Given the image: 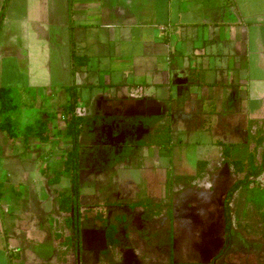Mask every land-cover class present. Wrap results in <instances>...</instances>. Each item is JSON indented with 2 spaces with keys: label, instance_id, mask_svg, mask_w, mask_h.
Returning <instances> with one entry per match:
<instances>
[{
  "label": "crops",
  "instance_id": "crops-1",
  "mask_svg": "<svg viewBox=\"0 0 264 264\" xmlns=\"http://www.w3.org/2000/svg\"><path fill=\"white\" fill-rule=\"evenodd\" d=\"M0 87L18 89L23 100L33 94L27 106L58 114L73 89L77 111L92 119L88 129L100 133L111 121L121 133L126 123L144 153H231L233 146L264 137V0H0ZM61 118L48 153L69 150ZM7 136L0 129V153L21 146ZM24 142L28 153L46 144ZM23 169L5 172L6 184ZM32 170L26 178L33 190ZM150 188L158 196L148 199L165 198L162 179ZM180 188L178 196L186 187ZM218 199L212 193L189 218L200 232L198 247L208 224L222 222ZM36 203L45 212V201ZM71 248L62 251L59 264H70ZM55 256L39 264H55ZM100 263L112 264H93Z\"/></svg>",
  "mask_w": 264,
  "mask_h": 264
},
{
  "label": "rangeland",
  "instance_id": "rangeland-1",
  "mask_svg": "<svg viewBox=\"0 0 264 264\" xmlns=\"http://www.w3.org/2000/svg\"><path fill=\"white\" fill-rule=\"evenodd\" d=\"M12 89V103L15 106L8 112L15 120L12 130L18 133V140L11 139L9 132H5L8 143H20L21 146H18L17 151L14 148L12 153H0V264L44 263L47 256L52 258L53 253L56 255L53 258L55 264H59L62 251L69 246L72 248L66 262L70 264H93L100 261L150 264L148 261L160 260L165 261V264H181L175 262V259L185 257L184 251L180 253L181 248H175V259L170 255L173 236L171 201L181 191V186L186 187L178 196L182 230L189 227V218L200 211L203 201L208 200L212 193H217L218 207L224 211L221 223L213 226L209 223L208 229L202 232L203 238L206 236L200 242L202 247L199 246L196 252H187L186 255L192 256L191 259H196L193 261H198L195 264H264V170L259 176L260 186L249 182L239 184L247 171L237 169L234 164L236 160L244 165L249 161L250 154L256 155L257 162H260L264 137L257 142L247 140L248 143L252 142L250 146H233L231 153L225 154L154 153L153 149L151 153H144L142 149L139 151L137 142L132 143L134 131L126 123L121 133L111 121L100 133L92 132V127L86 128L81 139L80 214L74 216L76 222L80 223L81 239H76L73 226L66 222L68 214L61 213L57 208V190L71 192L70 179L64 177L59 184L50 183L55 170L62 166L67 152L48 153L47 148L53 143L51 140L50 144L42 146L39 153H28L29 143L24 142L23 134L28 124H34L48 114L56 115L50 126L51 132H55V127L59 126L55 124L56 119L60 118L62 112L58 114L29 107L27 104L33 94H27L24 101L19 90ZM19 113L21 116H17ZM132 119L128 123L131 124ZM255 146L257 149L253 150ZM257 166L255 163V170ZM154 167L156 170L151 172L149 169ZM17 168H24V173L15 178L9 177L6 184L5 172ZM28 168L33 169L30 179L36 181L33 190L27 186ZM160 179L165 182L166 188L169 183L171 185L170 196L160 206L161 217L159 213L151 215L150 207L142 202L147 201L150 195L158 196L150 186L156 189ZM10 181L13 184L10 185ZM231 189L233 197L227 205ZM162 193H165L164 188ZM37 200L45 201L46 204L42 206L45 212L38 206ZM189 203H192L191 207L187 206ZM227 211L231 215V237L227 252L221 255L219 251L223 243L218 241L219 238L222 241V237L224 241L226 237ZM49 212L50 217L45 215ZM111 222L116 224L121 239L108 250L105 226L113 224ZM57 246L61 249L59 252L56 251ZM152 248L157 250L153 251ZM30 255L36 261L27 259Z\"/></svg>",
  "mask_w": 264,
  "mask_h": 264
},
{
  "label": "trees",
  "instance_id": "trees-1",
  "mask_svg": "<svg viewBox=\"0 0 264 264\" xmlns=\"http://www.w3.org/2000/svg\"><path fill=\"white\" fill-rule=\"evenodd\" d=\"M71 90V100L69 103L63 105L62 114L64 115V119L66 121V129L64 130L65 136L69 137L71 139V147L67 151V154L65 156V159L63 161L62 166L55 170V175L50 179L51 184H59L64 177H68L71 182V192L68 191H60L57 190L59 194L58 195V205L57 208L61 213L68 214L66 218V222L69 224V226H73V236L76 239H81V228L80 223L76 222L75 215H79V204L80 200L79 197L81 196L80 193V168H81V158H82V136L85 131V129L88 127V125L91 123L92 119L84 114H81L77 111V102H78V93ZM13 89L11 88H1L0 87V129L4 131H8L10 138L15 140L18 138V133L16 131L12 130V126L14 124V119L10 116V113L8 112L10 109H12L15 105H13ZM55 114H48L46 117L38 119L34 124H28L24 129V139L25 141H28L29 138H36L39 141L43 143H48L51 141V139L55 136V132H51V124L53 120L55 119ZM226 143L223 144V148H226ZM225 154V153H223ZM231 155V154H227ZM249 161L246 162L244 165L240 162L234 160L235 166H237V169L241 171H247V174L245 175V178L242 179L239 184L241 183H251V184H258L260 186L259 182V176L264 170V147L262 149V159L260 162H257L256 155L250 154L248 157ZM256 160V162H255ZM255 163L258 165L256 167V170L254 169ZM257 176V178L255 177ZM258 182V183H257ZM167 197L170 196V190L171 185L169 183V186H167ZM233 197V191L232 189L228 192V199H227V205L231 202V198ZM143 205L152 206L153 201L150 199H147V201H142ZM152 203V205H150ZM152 207L149 208V210ZM225 219L227 221L226 224V244L223 247V252L226 251L231 233H230V218L231 215L227 212H225ZM72 214V215H71ZM71 215V216H70ZM78 218V217H77ZM118 230L116 228V224H109L106 231V238L107 243L110 246H114L119 242V238L117 237ZM100 264H106V263H100Z\"/></svg>",
  "mask_w": 264,
  "mask_h": 264
},
{
  "label": "flooded vegetation",
  "instance_id": "flooded-vegetation-1",
  "mask_svg": "<svg viewBox=\"0 0 264 264\" xmlns=\"http://www.w3.org/2000/svg\"><path fill=\"white\" fill-rule=\"evenodd\" d=\"M167 189V188H166ZM167 191V190H166ZM166 195H167V193H166ZM165 195V198H167V196ZM178 195H179V193L176 195V197L171 201V215H172V226H173V236H172V239H175L174 237H176V239H177V242H178V244H179V247L177 246V248H181V250H180V253L182 252V251H184V254H185V257H182L181 258V260H176L175 259V257H174V251H177V250H173L172 251V249H171V258H173V259H175V262L176 263H181V264H195V262L197 263L198 261H193V260H196V259H191V257L192 256H188V255H186L187 254V252H188V254H190V253H192L194 250V252H196V251H198V249H199V247H198V245H197V241L201 238L200 237V232H198L197 231V229L196 230H193L192 228H193V226H194V221H189L190 223H189V227H186V228H184L183 230L180 228V221H177V219H176V217H175V202L177 201V197H178ZM164 198V199H165ZM163 199V200H164ZM163 200L162 201H160V202H153V205L152 206H149V207H152L150 210H149V212H151V215H157L156 214V212L155 211H157V213H158V211H160L161 210V212H162V208L160 207L162 204H164V203H166V201H164V203H163ZM167 205V204H166ZM167 207V206H166ZM168 207H170V206H168ZM160 217L162 216V215H159ZM150 219V218H149ZM111 223H113V222H111ZM197 225V224H196ZM107 227H108V225L107 226H105V230L107 231ZM156 232V231H155ZM118 234H120V232L118 231V233H117V235ZM199 236V237H198ZM118 237V236H117ZM119 238V240L121 239L120 237H118ZM226 237H225V243H224V246H225V244H226ZM182 243H184V245L182 246ZM177 244V245H178ZM171 245H172V241H171ZM223 246V247H224ZM112 246H110L109 244H108V249L109 248H111ZM223 247L221 248V250L219 251V254H221V255H223V254H225L227 251H224L223 252ZM176 248V249H177ZM151 250H153L154 251V249H151ZM226 250H228V247H227V249ZM196 254V253H195ZM195 254H194V256H195ZM186 256H188V258L186 257ZM151 259V258H150ZM187 260H190V261H187ZM148 262H150V264H165V261H163V260H160V261H157V262H152V261H148ZM112 264H120V263H112ZM135 264H137V263H135Z\"/></svg>",
  "mask_w": 264,
  "mask_h": 264
}]
</instances>
